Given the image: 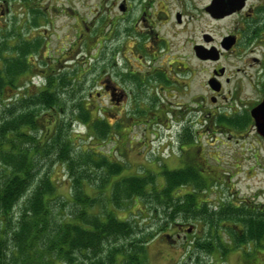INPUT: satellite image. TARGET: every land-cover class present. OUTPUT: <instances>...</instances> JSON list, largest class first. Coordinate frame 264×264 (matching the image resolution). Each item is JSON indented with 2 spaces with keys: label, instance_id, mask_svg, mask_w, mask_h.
I'll use <instances>...</instances> for the list:
<instances>
[{
  "label": "rangeland",
  "instance_id": "374dc122",
  "mask_svg": "<svg viewBox=\"0 0 264 264\" xmlns=\"http://www.w3.org/2000/svg\"><path fill=\"white\" fill-rule=\"evenodd\" d=\"M2 2L9 5L10 11L7 14L5 13L3 18L0 17V71L6 68L7 57L12 61V58L18 56L19 47L23 45L22 43L25 44V49L28 51V63L30 65L29 69L20 74L15 80L18 89L15 87L14 91H8L6 97H11L16 91V93H21L20 89H29L30 93L37 92L36 89L41 87L44 79L51 81L53 78H57L61 80L60 86H64L60 89V93L64 97L60 99L57 110L60 111L59 108L61 107L65 111L58 113L57 117L59 120L64 121L66 125L62 130V137L64 139L68 138V140L71 138L70 141H72V145H69L70 157L76 162L80 160L81 166L86 167V160H90L88 150L91 149L97 154L95 159H108L109 163L121 170L118 175L109 176V185L102 193L98 187L102 183L101 176L108 171L109 166L106 164L102 169H97L96 166L91 167L87 175H90L93 181L85 182V193L97 197L99 201L105 203L107 208L113 211L119 219L128 220L135 224L138 227L137 232L141 233L144 230L147 234L148 232L160 233L148 246L147 264H251L242 259L243 250L235 247L232 240L229 241L228 233L212 234L206 225L202 228L203 222L201 219L187 220L190 225H197L194 229L197 230L195 235H187V227L189 229V226L186 225L184 218H178L177 224L167 222L170 228L160 232L158 230L166 226L164 221L166 218L162 214L157 218L154 217L156 212L153 210L155 209L147 203L146 198L136 196L135 198H125L116 195L119 204L118 206L114 204V206L112 203L115 197L113 191H117L115 185L122 178L154 176L157 190H161L164 184L163 171L186 167L187 162L193 160L194 157L196 158V150L199 151L197 157L205 170L202 173L206 180L209 178L216 179L217 177L223 178L225 176L221 175L224 171L238 173L230 184H224L228 186V189L224 191L226 194L239 193L242 197H250V195L253 196L256 193H264V184L258 168L253 179L249 180L245 175L248 173L250 164L243 162V160L248 159L250 155L248 152V142L250 140L242 149L243 145L238 146V143L235 144L234 140L229 142L226 137L202 133V127L199 124L201 117L195 114L192 118L194 121L193 133L189 138L191 143L187 145L183 142L182 150L179 133L172 138L166 136L165 133H162L159 137L152 136L149 132L145 135L143 125L133 127L132 134L130 133L132 136L128 139V141H132V144H128L126 136L132 127L128 125L139 121L142 114H139L138 106H132L134 108L132 112L136 113L134 115L131 113L129 105L120 103L117 106L110 102L107 96L109 89L106 91L102 84L109 81V74H112V78L118 74V76H122L127 80V83H124L122 87L127 88V85L130 87L132 98L129 100L133 102L132 104L135 100L140 102L145 100L146 105L152 106L155 105L151 104L150 100L156 92V85L153 80L147 81V79L146 84L141 85L143 83L140 80L129 79L126 76L127 67H131L133 71L143 69L142 74L146 73L150 61L145 59L146 57L141 61L138 54H142L133 53L131 49L133 41H128L126 49L123 50L125 39L121 37V33L125 31V25L124 22H116V18H118L117 10L115 8L113 11L110 8L111 0L108 3H105V0H0V3ZM47 2L54 4L48 6ZM197 2L203 3L204 0H197ZM190 8L187 11L190 15L184 17L182 25L178 24L176 26L174 21L171 22L170 31L177 33L178 36L162 38L169 41L172 46L174 45L173 49L176 51H173V55L175 58H184V61H178L186 65L188 69L193 70V80L190 82L191 94L196 99L205 94L207 71L211 65L200 62L201 60L197 59V56L191 51L192 46L201 41L200 34L204 31L205 23L201 18L202 15L197 14L195 16ZM173 10L183 11L178 0ZM138 15V9L135 8L134 18H137ZM79 16H85L87 23L94 21L98 37L74 36L80 32L82 27L78 19ZM111 16L114 17L113 20L115 19L114 24H117L109 39L108 23ZM226 25L224 24V26ZM168 29L162 28L161 32L166 33ZM92 33L94 34L95 31L92 30ZM200 52L203 55L201 49ZM111 54L120 55L116 57L118 66H110L112 64ZM166 61L167 57L163 58L161 63L165 64ZM28 84L30 85L29 88ZM159 99L158 96V104H160ZM171 100L174 102L173 111H175L174 105L177 101L173 98ZM179 101L186 102L187 99L182 95ZM78 106L85 109V114L88 118L90 117L89 119L98 118L104 120V122L106 121L109 124H107L109 126V137L104 139L94 136L89 137L87 125L78 120L81 113L77 110ZM44 112V110H41L38 111V114ZM183 126L182 123H173L172 129L180 132ZM152 128L157 129L156 126ZM195 131H200V133L196 134ZM40 136L41 134L37 135L38 138ZM170 142L171 145H169ZM62 149L61 146L58 151L45 156L42 155L38 164V167H40L39 174L49 176L52 184L57 188L53 203L63 202L62 205L57 206V211H59L61 217H63L62 214L70 213L69 207H65L61 212L60 210L74 192L71 183L73 180L72 174L67 167V162L59 160L57 155L59 150ZM62 152L61 156L65 157L67 149ZM235 159L241 161L239 164L242 169L233 168ZM207 184L209 192L211 190L218 192L221 189L219 183L214 184V182H211ZM152 189L149 185L147 193L153 191ZM192 189V186H185L176 191L178 195H185L192 193ZM199 196V200H202V192ZM209 197L210 200L217 201L214 195ZM15 207L12 213H17L19 210L18 206ZM13 222L15 223L16 220L14 219ZM178 224L184 225V227L178 229ZM232 235L236 237L235 234ZM192 243H195V245L198 243L205 245L213 243L214 249L220 248V250L211 254L205 251L201 253L193 249ZM191 255L193 258L190 257ZM246 256L248 257L249 254ZM259 264H264L263 258L260 259Z\"/></svg>",
  "mask_w": 264,
  "mask_h": 264
},
{
  "label": "trees",
  "instance_id": "16d2710c",
  "mask_svg": "<svg viewBox=\"0 0 264 264\" xmlns=\"http://www.w3.org/2000/svg\"><path fill=\"white\" fill-rule=\"evenodd\" d=\"M22 44L18 56L12 61L7 57V66L0 71V264H147L148 246L160 233L137 232L135 224L119 219L105 203L85 193V182L93 181L87 175L91 167L102 169L106 164L109 166L98 187L102 193L109 185V176L118 175L121 170L108 159H95L97 154L91 149L88 150L91 161L85 162L87 168L81 166L80 160L76 162L70 157L72 141L62 137L66 125L57 117L58 113L65 111L61 107L60 111L57 110L60 99L64 97L60 93L64 86H60L61 80L44 79L37 92L20 89L21 93L16 91L11 97H6L17 87V77L30 66L28 51ZM77 108L81 111L78 120L87 125L89 137H109L106 121L91 120L82 106ZM41 110L45 112L39 115ZM39 134L40 138L37 137ZM61 146L63 149L57 155L59 160L67 162L74 191L60 210L70 208V213L62 214L63 217L57 211V206L63 202L53 203L57 188L49 176L39 174L38 167L42 155L58 151ZM65 149L67 154L63 157ZM162 179L164 184L161 190H157L154 176L122 178L115 185L117 191H113L114 200L111 198L113 205L119 204L116 195L146 198L155 209L154 217L162 214L166 218V226L161 227L160 232L170 228L167 222L177 224L178 218H184L188 226L187 220L192 219H201L211 226L217 224L218 214H208L207 205H202L198 198L200 192L203 197L208 185V180L200 177L199 172L189 167L169 169L163 171ZM149 185L153 191L147 193ZM185 186H192L193 194L178 195L176 190ZM15 206L19 210L12 213ZM222 217L220 221L224 220ZM262 219L264 217L258 216L254 234L259 242L264 240ZM232 234L239 238L235 232ZM212 244L192 243L195 251L210 254L220 250L214 249ZM190 257L193 258L192 255Z\"/></svg>",
  "mask_w": 264,
  "mask_h": 264
},
{
  "label": "flooded vegetation",
  "instance_id": "af4514ba",
  "mask_svg": "<svg viewBox=\"0 0 264 264\" xmlns=\"http://www.w3.org/2000/svg\"><path fill=\"white\" fill-rule=\"evenodd\" d=\"M176 1L111 0L110 2V8L113 11L115 8L117 10L116 22H124L125 25V33H121V37L125 39L123 50L126 49L128 41H133L131 47L133 53H141L142 55L138 54L141 61L144 57L150 61L146 73L142 74L143 69L133 71L131 67H127L126 76L129 79L140 80L143 83L141 85H145L148 80H153L156 85V92L150 100V103L155 105L152 106L146 105L145 100L141 102L135 100L132 104L133 102L129 100L132 98L130 87L128 85L127 88L122 87L127 80L118 74L114 78L112 74H109V81L102 84L106 91L109 89L107 96L110 102L117 106L120 103L129 105L134 115L136 113L132 112L134 109L132 106H138L139 114H142L139 121L128 125L132 127L126 136L127 143L132 144V141L128 139L132 136L133 127L143 125L145 135L149 132L150 135L159 137L165 133L172 138L179 133L182 150L183 142L187 145L191 143L189 138L194 128L192 118L193 115L198 114L201 117L199 124L202 127V133L223 136L229 142L234 140L238 146L243 145L242 149L250 140L248 142L250 155L248 159L243 160L250 164L248 173L245 175L249 180L253 179L258 168L264 184V0H204L203 3L197 0L195 2L194 0H178L183 10L181 12L173 10ZM108 2L109 0H105V3ZM46 4L50 6L54 3ZM135 8L138 9L137 18H134ZM188 8L195 16L202 15L201 18L205 23L204 31L200 34L201 41L193 45L191 51L197 56V47H202L204 58L197 57V59L211 65L209 70H206L208 75L205 81V94L196 99L191 94L190 82L193 80V70L180 62L184 61V58H175L174 45L172 46L169 41L162 38L178 36L177 33L170 31L171 22L174 21L176 26L182 25L184 17L190 15L187 12ZM9 11L10 8L6 2L0 3L1 18ZM113 18V16L109 17V39L117 24H114ZM78 19L82 27L80 32L74 35L75 37H98L94 21L87 23L85 16H79ZM132 21L134 22L131 24ZM224 24L227 25L224 26ZM162 28H169L168 32L162 33ZM92 30L95 31L94 34ZM111 56L110 66H118L117 56L113 54ZM165 57L168 63L166 61L162 64V59ZM48 85L49 81L46 87ZM182 95L186 97V102L179 101ZM158 96L160 104L157 101ZM172 98L178 102H175V111H173ZM173 123H182L183 129L180 132L173 130ZM153 126L157 129H153ZM150 128L152 130L149 131ZM195 133L199 134L200 131ZM171 144L170 142L169 145ZM198 154L199 151L196 150V158L187 162L186 167L195 170L196 173L199 172L202 177L204 176L202 172L205 170L197 157ZM239 163L241 161L235 159L233 168L242 169ZM236 174L232 171H224L221 176L225 177L208 179V183H219L221 189L218 192L214 190L209 192L206 188L203 191L202 205H207L208 214L212 216L218 214V222L214 226L203 223L202 228L206 225L212 234L228 233L229 241L232 240L235 247L243 250L242 259L247 263L259 264L260 259H264V240L259 242L254 234L257 231L258 216L264 217V193H256L250 197H242L239 193L226 194L224 191L228 189V186L224 184H230ZM211 195H214L216 202L210 200ZM260 198H262L261 201H259ZM221 215L224 220L220 221ZM262 221L264 223V219ZM179 227L183 228L184 225L180 224ZM195 227L197 225L189 224L188 236L197 233V230H194ZM233 232L239 235V238H234L231 234ZM248 254L250 257L246 256Z\"/></svg>",
  "mask_w": 264,
  "mask_h": 264
},
{
  "label": "water",
  "instance_id": "95a60500",
  "mask_svg": "<svg viewBox=\"0 0 264 264\" xmlns=\"http://www.w3.org/2000/svg\"><path fill=\"white\" fill-rule=\"evenodd\" d=\"M200 49L202 50L201 47H198L196 49V51H197L196 55H197L198 58L203 59L204 58V54L202 55V53L200 52Z\"/></svg>",
  "mask_w": 264,
  "mask_h": 264
}]
</instances>
